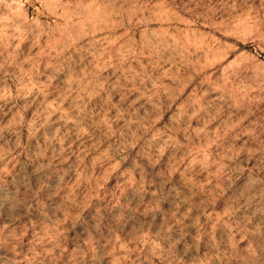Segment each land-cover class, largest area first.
<instances>
[{
    "label": "rangeland",
    "instance_id": "obj_1",
    "mask_svg": "<svg viewBox=\"0 0 264 264\" xmlns=\"http://www.w3.org/2000/svg\"><path fill=\"white\" fill-rule=\"evenodd\" d=\"M0 132V264H264V0H0Z\"/></svg>",
    "mask_w": 264,
    "mask_h": 264
},
{
    "label": "bare ground",
    "instance_id": "obj_2",
    "mask_svg": "<svg viewBox=\"0 0 264 264\" xmlns=\"http://www.w3.org/2000/svg\"><path fill=\"white\" fill-rule=\"evenodd\" d=\"M28 91H29V90H28ZM32 91H33V90H32ZM25 92H27V91H25ZM34 92H35V91H34ZM29 94H30V93H29ZM31 94H32V92H31ZM2 95H3V94H2ZM32 95H33V94H32ZM32 95H31V96H32ZM24 98H25V97H24ZM32 98H33V96H32ZM29 99H31V98H29ZM6 103H8V102H6ZM6 103H5V104H6ZM51 105H52V104H50L49 107H50ZM45 107H46V105H45ZM51 107H52V106H51ZM52 108H53V107H52ZM58 108H59V107H58ZM45 110H46V109H45ZM51 110H52V109H51ZM57 110H58V109H57ZM52 111H53V110H52ZM59 111H61V110L59 109ZM58 113H59V112H58ZM63 113H64V112H63ZM47 114H48V112H47ZM56 114H57V113H56ZM64 115H66V114H63V116H64ZM54 116H55V115H54ZM57 116H58V114H57ZM59 117H61V115H60ZM59 119H60V118H59ZM54 120H55V119H54ZM65 126H66V125H65ZM0 133H1V132H0ZM57 133H58V132H57ZM57 135H58V134H57ZM56 137L59 138L58 136H56ZM54 139H55V138H54ZM60 140H61V139H60ZM57 141H58V140H57ZM4 202H5V201H4Z\"/></svg>",
    "mask_w": 264,
    "mask_h": 264
}]
</instances>
